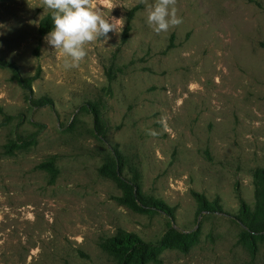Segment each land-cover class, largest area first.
<instances>
[{
	"label": "rangeland",
	"instance_id": "rangeland-1",
	"mask_svg": "<svg viewBox=\"0 0 264 264\" xmlns=\"http://www.w3.org/2000/svg\"><path fill=\"white\" fill-rule=\"evenodd\" d=\"M154 2L114 0L117 18L140 5L127 41L109 32L65 69L38 34L41 0H0V61L38 75L28 92L0 67V264H118L99 247L118 230L154 246L144 264H264V233L234 219L264 167V0H176L183 23L159 34ZM113 149L123 181L108 171ZM132 167L173 218L118 201ZM193 193L224 213L197 216ZM171 229L190 237L184 247L165 243Z\"/></svg>",
	"mask_w": 264,
	"mask_h": 264
},
{
	"label": "trees",
	"instance_id": "trees-1",
	"mask_svg": "<svg viewBox=\"0 0 264 264\" xmlns=\"http://www.w3.org/2000/svg\"><path fill=\"white\" fill-rule=\"evenodd\" d=\"M140 5L134 6L126 14V24L121 34V43H125L131 30V22L135 13L139 10ZM52 29L51 12L47 13L39 22L38 34L40 37L45 36ZM0 67L9 69L13 79L25 90L31 92V84L37 79L38 75L23 77L14 63L0 61ZM109 83L113 80L114 74L111 69L106 72ZM42 105H50L51 101L42 97ZM86 110L93 116L95 132L104 138V124L100 107L95 103H87ZM114 164L108 170L114 179H119L123 170V159L121 155L113 149ZM131 177L124 180L122 197L118 199L120 203L131 202L139 208L149 209L154 212L164 214L173 218L174 210L166 203L146 196L140 189V173L135 168L130 169ZM253 186V204L249 205L238 194V210L234 216L235 221L241 227L242 232L247 236L259 235L264 233V167H257L251 173ZM123 181V180H122ZM193 199L196 203V215L202 214H223L224 211L220 204L219 198L215 197L208 200L204 195L193 193ZM189 236L177 230L171 229L165 237V243L172 241L177 246L184 247L189 240ZM103 253L114 258L118 264H144L154 258V246L144 242L138 236L132 233L118 230L116 234L99 243Z\"/></svg>",
	"mask_w": 264,
	"mask_h": 264
},
{
	"label": "clouds",
	"instance_id": "clouds-1",
	"mask_svg": "<svg viewBox=\"0 0 264 264\" xmlns=\"http://www.w3.org/2000/svg\"><path fill=\"white\" fill-rule=\"evenodd\" d=\"M50 10L52 29L45 42L64 57L63 67L72 69L87 56L86 45L103 37L106 44L109 32L121 33L126 18L110 16L117 5L114 0H41ZM146 2V0H145ZM176 0H155L147 4V23L157 34L183 23L177 15ZM108 15H105V10ZM0 27H3L0 25Z\"/></svg>",
	"mask_w": 264,
	"mask_h": 264
}]
</instances>
